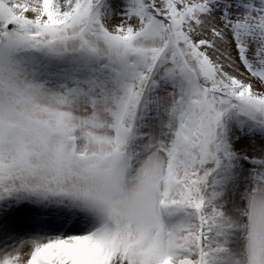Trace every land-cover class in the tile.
<instances>
[{"label": "snow or ice", "instance_id": "1", "mask_svg": "<svg viewBox=\"0 0 264 264\" xmlns=\"http://www.w3.org/2000/svg\"><path fill=\"white\" fill-rule=\"evenodd\" d=\"M0 264H264V0H0Z\"/></svg>", "mask_w": 264, "mask_h": 264}]
</instances>
